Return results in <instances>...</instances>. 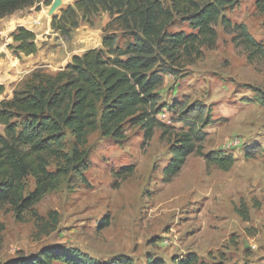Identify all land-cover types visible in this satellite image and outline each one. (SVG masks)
Returning a JSON list of instances; mask_svg holds the SVG:
<instances>
[{
	"label": "rangeland",
	"instance_id": "obj_1",
	"mask_svg": "<svg viewBox=\"0 0 264 264\" xmlns=\"http://www.w3.org/2000/svg\"><path fill=\"white\" fill-rule=\"evenodd\" d=\"M55 1L41 0L0 20V85L5 87L0 103L22 89L33 72L54 74L74 56L102 47L112 22L108 14L95 18L94 26L81 22L66 36L53 29V19L78 0H61L51 15ZM258 1L237 0L224 12L229 24L215 27L213 49L203 47L201 55L163 72L158 119L165 128L156 129L152 140L132 125L120 142L96 132L84 149L82 174L61 179L22 219L10 206L0 210V264L50 248L79 249L102 264L122 256L133 264L150 259L173 264L189 254L206 264H264V59L250 56L237 30L244 25L264 46ZM19 27L36 34V55L14 54L12 35ZM170 31L196 33L180 19ZM114 32L122 38L115 23L107 33ZM198 109L204 112L199 136L205 139L197 148L235 163L223 171L194 153L168 178L171 148L196 123Z\"/></svg>",
	"mask_w": 264,
	"mask_h": 264
},
{
	"label": "trees",
	"instance_id": "obj_2",
	"mask_svg": "<svg viewBox=\"0 0 264 264\" xmlns=\"http://www.w3.org/2000/svg\"><path fill=\"white\" fill-rule=\"evenodd\" d=\"M41 0H0V20ZM237 0H78L53 19V29L70 36L86 22L94 26L101 13L112 19L104 29L102 47L73 57L72 62L51 74L35 71L22 89L0 103V210L10 206L18 219L58 187L71 173L82 174L85 147L91 135L100 132L105 139L122 141L127 125L138 126L147 140L156 129H164L158 90L164 83L163 72L172 71L182 59L201 55L202 48L213 49L218 40L216 26L229 21L224 17ZM48 6L51 3L47 4ZM264 13V0L257 2ZM177 19L188 23L196 33H172ZM117 24L122 33L107 31ZM238 38L252 58L264 59V46L244 25L237 27ZM11 49L20 57L39 52L36 34L19 27L12 35ZM122 40H127L122 46ZM5 87L0 85V94ZM204 112H196V123L178 136L172 146V159L165 169L168 178L177 176L186 159L198 154L223 171L235 159L205 154L197 142L198 124ZM70 148V149H69ZM85 169V168H84ZM33 189L31 190V183ZM247 218V211L240 210ZM4 228L0 223V244ZM102 264L79 249H45L30 258H17L4 264ZM110 264H133L120 257ZM146 264H166L150 259ZM173 264H206L198 255L189 254Z\"/></svg>",
	"mask_w": 264,
	"mask_h": 264
},
{
	"label": "water",
	"instance_id": "obj_3",
	"mask_svg": "<svg viewBox=\"0 0 264 264\" xmlns=\"http://www.w3.org/2000/svg\"><path fill=\"white\" fill-rule=\"evenodd\" d=\"M60 5H61V0H56L53 6L51 7L50 10L51 15H53L57 11Z\"/></svg>",
	"mask_w": 264,
	"mask_h": 264
},
{
	"label": "built area",
	"instance_id": "obj_4",
	"mask_svg": "<svg viewBox=\"0 0 264 264\" xmlns=\"http://www.w3.org/2000/svg\"><path fill=\"white\" fill-rule=\"evenodd\" d=\"M236 144H238V143H236Z\"/></svg>",
	"mask_w": 264,
	"mask_h": 264
}]
</instances>
